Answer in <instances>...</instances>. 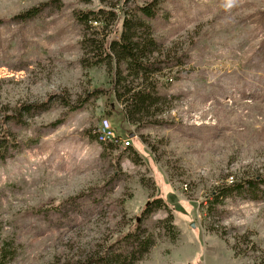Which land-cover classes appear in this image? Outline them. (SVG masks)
Listing matches in <instances>:
<instances>
[{"label": "rangeland", "instance_id": "1", "mask_svg": "<svg viewBox=\"0 0 264 264\" xmlns=\"http://www.w3.org/2000/svg\"><path fill=\"white\" fill-rule=\"evenodd\" d=\"M49 1L0 0L3 264H78L134 225L152 242L134 264H264V186L249 183L264 177V0H161L149 23L168 105L138 128L94 93L109 70L81 67L72 16L124 0H58L14 19ZM22 106L34 110L12 122ZM103 120L130 141L125 154L95 140Z\"/></svg>", "mask_w": 264, "mask_h": 264}, {"label": "trees", "instance_id": "2", "mask_svg": "<svg viewBox=\"0 0 264 264\" xmlns=\"http://www.w3.org/2000/svg\"><path fill=\"white\" fill-rule=\"evenodd\" d=\"M58 0H51L38 7H33L14 18L19 22H26L36 18ZM132 1V6L126 4ZM161 0H149L140 4L135 0H124L118 10L115 6L108 8L73 10L72 16L82 30L79 42L82 58L80 65L84 69L105 66L110 74V87H102L94 91L95 94L108 93L119 102L123 119L132 127L159 124L156 120L163 114L167 101L158 95V91L167 86L165 76H160L163 71L162 64L168 61L160 60L163 54L162 47L153 37L150 20L159 12ZM179 65V59L174 61ZM87 96V95H86ZM80 103V104H79ZM75 111L82 107L81 102L65 107ZM33 106H22L9 118L12 122L22 121L24 115H30ZM6 134H0V158L4 159L6 152L11 149V142ZM96 140V139H95ZM102 144V143H101ZM105 148H113L119 155L125 154L129 148L118 147L112 143L102 144ZM249 183L264 186V177L252 179ZM246 183L238 184L236 190L241 193L246 191ZM250 186H246L247 188ZM234 186L218 190L214 200L228 194ZM264 194V192L259 193ZM254 196V195H253ZM160 199L152 202L159 204ZM66 203V202H65ZM68 203V202H67ZM66 203V204H67ZM156 206V207H157ZM56 211L61 207L56 206ZM150 207L146 208L148 212ZM147 214V213H146ZM134 225L127 233H123L115 244L106 245L103 251L88 260L78 264H134L135 260L142 259L152 247L150 237H143L142 231ZM121 242V243H120ZM118 245V251H112ZM123 245V246H122ZM127 245V246H126ZM6 253L0 249V264Z\"/></svg>", "mask_w": 264, "mask_h": 264}, {"label": "built area", "instance_id": "3", "mask_svg": "<svg viewBox=\"0 0 264 264\" xmlns=\"http://www.w3.org/2000/svg\"><path fill=\"white\" fill-rule=\"evenodd\" d=\"M94 135L98 143H112L113 145H120L121 147H123V144H130L129 140H121L120 136L113 132L111 127H109L106 120L101 122L100 128L94 132Z\"/></svg>", "mask_w": 264, "mask_h": 264}, {"label": "bare ground", "instance_id": "4", "mask_svg": "<svg viewBox=\"0 0 264 264\" xmlns=\"http://www.w3.org/2000/svg\"><path fill=\"white\" fill-rule=\"evenodd\" d=\"M123 147L129 148L130 147V144H123Z\"/></svg>", "mask_w": 264, "mask_h": 264}, {"label": "water", "instance_id": "5", "mask_svg": "<svg viewBox=\"0 0 264 264\" xmlns=\"http://www.w3.org/2000/svg\"><path fill=\"white\" fill-rule=\"evenodd\" d=\"M132 137V136H131Z\"/></svg>", "mask_w": 264, "mask_h": 264}]
</instances>
